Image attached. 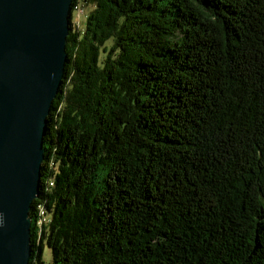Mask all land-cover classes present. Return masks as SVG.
Here are the masks:
<instances>
[{
    "label": "trees",
    "instance_id": "1",
    "mask_svg": "<svg viewBox=\"0 0 264 264\" xmlns=\"http://www.w3.org/2000/svg\"><path fill=\"white\" fill-rule=\"evenodd\" d=\"M84 2L30 264H264V0Z\"/></svg>",
    "mask_w": 264,
    "mask_h": 264
},
{
    "label": "water",
    "instance_id": "2",
    "mask_svg": "<svg viewBox=\"0 0 264 264\" xmlns=\"http://www.w3.org/2000/svg\"><path fill=\"white\" fill-rule=\"evenodd\" d=\"M74 0H0V264H30L48 117L65 78Z\"/></svg>",
    "mask_w": 264,
    "mask_h": 264
},
{
    "label": "bare ground",
    "instance_id": "3",
    "mask_svg": "<svg viewBox=\"0 0 264 264\" xmlns=\"http://www.w3.org/2000/svg\"><path fill=\"white\" fill-rule=\"evenodd\" d=\"M73 3H74V2H73ZM75 7H76L77 10H78V1H77V3H76ZM83 7H84V10H83L82 15L86 14V11H87V6H86L84 0H83ZM74 10H75V8L73 7V10H71V19H72V16H73L72 14L75 12ZM78 24H79V23H78ZM64 79H65V78H64ZM63 81H64V80H63ZM61 87H62V83H61V85H60L59 93H60V91H61ZM59 93H58V94H59ZM52 106H53V105H52ZM52 108H53V107H52ZM48 120H49V117H48ZM53 184H54V180H53V179H45V182H43V187H41V192H42L43 190H45V192H48ZM41 185H42V182H41ZM48 214H49V212H48V209L46 208V206H45L44 204H43V205L40 204L39 210L37 211V222H38L40 225H44V222H46V220H49V221H50V217H51V216H49ZM46 215L49 216V217H46Z\"/></svg>",
    "mask_w": 264,
    "mask_h": 264
},
{
    "label": "rangeland",
    "instance_id": "4",
    "mask_svg": "<svg viewBox=\"0 0 264 264\" xmlns=\"http://www.w3.org/2000/svg\"><path fill=\"white\" fill-rule=\"evenodd\" d=\"M88 11L86 12H89L92 7H87ZM74 19L79 23L80 22V28L84 29L85 26L87 25L88 23V16H86L85 14L83 16H79V13L77 12H74ZM52 176V175H51ZM49 177V178H52L54 179L53 177ZM43 178V177H42ZM48 178V179H49ZM55 182V181H54ZM32 220H34V218L32 217ZM49 220H46V222H44V225L48 224ZM52 254H53V251L51 249V247L48 245L47 241H45V245H44V253H43V258L46 262H50L52 260Z\"/></svg>",
    "mask_w": 264,
    "mask_h": 264
},
{
    "label": "built area",
    "instance_id": "5",
    "mask_svg": "<svg viewBox=\"0 0 264 264\" xmlns=\"http://www.w3.org/2000/svg\"><path fill=\"white\" fill-rule=\"evenodd\" d=\"M83 10H84L83 0H78V10H77V12L79 13V16H82ZM46 217H48V216L46 215Z\"/></svg>",
    "mask_w": 264,
    "mask_h": 264
}]
</instances>
